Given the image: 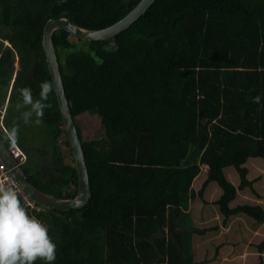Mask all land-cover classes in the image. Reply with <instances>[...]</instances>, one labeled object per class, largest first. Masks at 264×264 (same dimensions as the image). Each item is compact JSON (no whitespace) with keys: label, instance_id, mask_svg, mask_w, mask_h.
I'll return each instance as SVG.
<instances>
[{"label":"trees","instance_id":"obj_1","mask_svg":"<svg viewBox=\"0 0 264 264\" xmlns=\"http://www.w3.org/2000/svg\"><path fill=\"white\" fill-rule=\"evenodd\" d=\"M139 1L0 0L2 125H19L22 170L43 192L71 198L77 190L55 94L35 133L46 140L34 151L29 147L40 142L25 144L31 124L19 123L10 107L17 89L31 88L36 99L39 84H51L45 21L66 17L100 29ZM52 41L73 119L97 114L104 129L83 140L74 120L88 202L36 213L56 244L54 264H210L217 251L224 264H264V175H248L253 156L264 158V0H154L111 38L84 40L57 29ZM241 217L252 223L250 234Z\"/></svg>","mask_w":264,"mask_h":264},{"label":"water","instance_id":"obj_2","mask_svg":"<svg viewBox=\"0 0 264 264\" xmlns=\"http://www.w3.org/2000/svg\"><path fill=\"white\" fill-rule=\"evenodd\" d=\"M154 0H140L122 18L109 26L100 29H88L80 27L69 21L66 17L48 18L42 29L41 45L44 52L46 66L50 75L51 86L55 94L57 106L61 116L62 127L68 140L70 153L77 171V193L72 199L57 198L44 193L28 182L21 169L11 158L3 142H0V158L11 168V172L20 182L23 190L38 203L59 210H70L85 204L90 194L86 164L81 148L74 119L70 113L69 103L65 95L58 58L52 41V33L57 29L69 32L71 36L84 40H104L113 37L134 23Z\"/></svg>","mask_w":264,"mask_h":264},{"label":"clouds","instance_id":"obj_3","mask_svg":"<svg viewBox=\"0 0 264 264\" xmlns=\"http://www.w3.org/2000/svg\"><path fill=\"white\" fill-rule=\"evenodd\" d=\"M52 86L47 81L39 84L38 98L33 99L32 89H17L19 101L14 105L20 112L24 125H39L42 121L45 103ZM261 96L253 98L259 104ZM19 125L13 124L0 136V142L7 141L13 146L17 140ZM48 228L38 219L28 215L18 197V192L11 186L0 185V264H33L40 260L42 264H54L56 244L48 235Z\"/></svg>","mask_w":264,"mask_h":264},{"label":"rangeland","instance_id":"obj_4","mask_svg":"<svg viewBox=\"0 0 264 264\" xmlns=\"http://www.w3.org/2000/svg\"><path fill=\"white\" fill-rule=\"evenodd\" d=\"M1 39V38H0ZM3 45H8V42L6 40H3ZM15 68H17V63H15ZM15 111V112H14ZM10 114L15 117L19 123H21L22 125H24L20 119V112H18L15 107H10ZM75 122L80 130V133H81V137L83 140H90V139H93V138H97V137H102L104 136V129H103V126L100 122V118L97 114H91L89 112H84V113H81L77 116H75ZM11 122L13 121L12 120V117H11ZM28 126V125H27ZM38 130V125H35V124H31L30 126H28L26 128V135L30 136L31 139H26L25 140V144H27L28 142H34V141H37V142H40V143H35L33 146L29 147V149L31 151H34L35 149V146H40L43 144L44 140H46V138L44 136H38L36 135V131ZM0 134L3 135L2 132H0ZM59 144H60V148L61 150L63 151V154L66 158H68V148L66 147L65 143L63 142V139L62 137L59 138ZM36 155V154H35ZM35 157H40L39 155H36ZM42 159H44L45 161H48L45 157H41ZM261 160L264 161V158H260ZM48 163L51 165L53 162H51V159L48 161ZM259 165L261 164V162H257ZM259 165L257 166L258 168H255V167H252L249 171V175L250 176H253L255 175L257 172H260L258 169H259ZM25 166V165H23ZM201 169L202 170H205L206 169V165L204 164H201ZM263 173V172H261ZM238 175L236 173H233V172H229V179H232L231 182H233L235 185H237V181H238ZM238 200L237 202L239 203H242V202H245V199H242L241 196H238ZM182 207H183V210L187 209L188 208V203L185 201L182 202ZM186 219V218H184ZM240 222L244 223L247 227V229L244 231V234H250L251 232V229H250V224L252 223H248V220L245 218V217H241L240 218ZM235 224H239L238 222H235ZM188 224L187 223H184L182 225V227H186ZM241 229L243 230L244 227L241 226ZM243 233V232H242ZM243 234V235H244ZM199 238L197 235H194V237L192 236L191 237V241L192 240H195ZM236 236L231 234V239H235ZM215 245V244H213ZM242 248V245L240 246ZM198 247H196L195 250H197ZM211 250V253L208 254L211 258V255H213L214 253V250H215V247H212L210 248ZM190 251V249H189ZM222 251V250H221ZM192 253V251H190ZM218 255L219 259L218 258H211V261H210V264H224L223 260H220L221 259V255L219 254V252L217 251V254H215V257ZM206 256V255H205ZM196 258H202L203 257V254L202 256H194ZM230 257H232L230 255ZM249 258H253V255L250 254L248 256ZM239 261L240 259H235L234 261L232 262H229V264H239ZM227 263V262H226Z\"/></svg>","mask_w":264,"mask_h":264},{"label":"bare ground","instance_id":"obj_5","mask_svg":"<svg viewBox=\"0 0 264 264\" xmlns=\"http://www.w3.org/2000/svg\"><path fill=\"white\" fill-rule=\"evenodd\" d=\"M2 117H3V111H1L0 114V126L1 128H3L2 125ZM3 130L5 131V129L3 128ZM8 153L10 154L11 158L14 160L15 164L22 170L21 164L26 160V155L23 152V150L20 148V146L15 142V144L13 146H10L8 143L6 144L5 141L3 142ZM81 144V143H80ZM82 148V147H81ZM83 152V151H82ZM84 157V155H83ZM85 161V160H84ZM86 164V163H85ZM75 166V165H74ZM87 169V167H86ZM76 170V168H75ZM24 176L26 177L25 173L23 172ZM77 174V171H76ZM87 175H88V171H87ZM7 176L9 179L13 180L16 183V190L18 192V197L21 200L22 204L24 205V207L26 208V211L28 213V215L35 217L36 219H38L39 221H41L44 225V221L41 220L40 218H38L36 216V213H39V211H42L43 208L44 209H49V210H57V211H66V210H59V209H50L40 203H38L36 200H34L33 198H31L22 188L20 182L17 180V178L14 176V174L11 172V168L8 167L4 161L0 158V179H2L3 177ZM27 179V177H26ZM28 180V179H27ZM29 183H31L28 180ZM32 184V183H31ZM33 185V184H32ZM88 185H89V177H88ZM34 186V185H33ZM35 187V186H34ZM37 188V187H35ZM90 188V187H89ZM38 189V188H37ZM40 190V189H39ZM42 191V190H40ZM43 192V191H42ZM46 193V192H44ZM77 193V190H76ZM76 193L73 197L71 198H61V199H72L76 196ZM91 193V191H90ZM49 194V193H48ZM52 195V194H50ZM54 196V195H53ZM56 197V196H55ZM90 197V194L87 198V201L85 202V204L88 202V199ZM59 198V197H57ZM83 206V205H82ZM81 207V206H80Z\"/></svg>","mask_w":264,"mask_h":264},{"label":"crops","instance_id":"obj_6","mask_svg":"<svg viewBox=\"0 0 264 264\" xmlns=\"http://www.w3.org/2000/svg\"><path fill=\"white\" fill-rule=\"evenodd\" d=\"M10 89V88H9ZM8 93H9V90H8ZM7 96H8V94H7ZM6 103H7V97H6V100H5V106H6ZM260 158H262V157H260V156H253V161H251V162H249V170H248V173H249V171H250V169L252 168V167H255V168H258L257 166L259 165L257 162H261V164L259 165V171L260 172H263L262 174L264 175V161L263 160H261ZM249 175V174H248ZM261 184H263V183H261ZM260 184V185H261ZM252 226H256V230H258V228H260L259 227V225H251V227ZM240 255H242L243 256V254H240ZM234 256H238V255H234ZM242 256H241V258H242ZM232 258H234V257H232ZM232 258H230V259H232Z\"/></svg>","mask_w":264,"mask_h":264},{"label":"built area","instance_id":"obj_7","mask_svg":"<svg viewBox=\"0 0 264 264\" xmlns=\"http://www.w3.org/2000/svg\"><path fill=\"white\" fill-rule=\"evenodd\" d=\"M0 185H8L16 189V183L13 180L9 179L7 176L0 179Z\"/></svg>","mask_w":264,"mask_h":264}]
</instances>
